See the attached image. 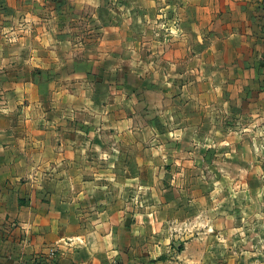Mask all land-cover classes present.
Wrapping results in <instances>:
<instances>
[{
    "label": "crops",
    "instance_id": "crops-1",
    "mask_svg": "<svg viewBox=\"0 0 264 264\" xmlns=\"http://www.w3.org/2000/svg\"><path fill=\"white\" fill-rule=\"evenodd\" d=\"M0 264H264V0H0Z\"/></svg>",
    "mask_w": 264,
    "mask_h": 264
},
{
    "label": "rangeland",
    "instance_id": "rangeland-1",
    "mask_svg": "<svg viewBox=\"0 0 264 264\" xmlns=\"http://www.w3.org/2000/svg\"><path fill=\"white\" fill-rule=\"evenodd\" d=\"M166 5L167 6L164 5L160 8L159 13L155 16V19L150 25L151 28L146 29L142 32L138 31V33L136 34L137 35L136 39L139 40L141 39L140 48L144 49L145 53H147L145 50H147L148 48L149 51L151 50V52L153 50L158 51L163 48V52H164L166 51L167 48H170L169 45L172 43V41L178 39L183 40L184 38L187 37V34H185L182 28V21L180 19L181 14L178 13V10L173 6V2H168ZM8 33H13V31H10ZM19 33H23V32L19 31ZM11 39H14V36H11ZM139 40H137V42ZM158 53L159 51L157 52V54ZM167 65L168 63L163 64L162 69L166 70ZM249 98L251 101H253L254 96L251 95ZM251 110L252 109L247 107L243 112L245 113V115H247L250 114ZM233 176L234 178L236 177V175Z\"/></svg>",
    "mask_w": 264,
    "mask_h": 264
}]
</instances>
